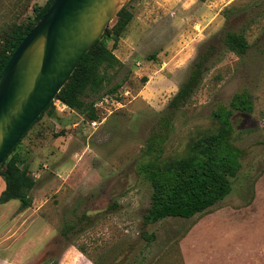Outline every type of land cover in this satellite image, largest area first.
<instances>
[{
    "label": "rangeland",
    "instance_id": "1",
    "mask_svg": "<svg viewBox=\"0 0 264 264\" xmlns=\"http://www.w3.org/2000/svg\"><path fill=\"white\" fill-rule=\"evenodd\" d=\"M47 1L0 0V46ZM125 6L132 17L113 50L123 66L107 70L110 80L101 91L126 76L119 104L93 125L53 100L15 149L35 184L31 206L20 211L16 205L12 213L26 211L16 223L14 262L264 264V0H129ZM112 36L104 38L109 47ZM235 36L245 52L232 44ZM211 45V67L176 111L158 157L185 155L194 139L217 126L211 111L246 91L252 111L232 116L242 166L230 177V193L207 211L145 223L151 186L138 163L147 137L193 59ZM4 185L0 176V192ZM12 202L19 204L7 205Z\"/></svg>",
    "mask_w": 264,
    "mask_h": 264
},
{
    "label": "trees",
    "instance_id": "2",
    "mask_svg": "<svg viewBox=\"0 0 264 264\" xmlns=\"http://www.w3.org/2000/svg\"><path fill=\"white\" fill-rule=\"evenodd\" d=\"M52 2L53 0H48L46 4L36 6L33 19L15 25L5 35L0 46V73L25 34L30 31ZM131 17L132 12L127 10L126 6L118 11L115 19L107 25L101 37L82 56L67 82L56 94L55 100L84 115L90 123L99 121L102 117L101 111L95 107L96 100L108 94H115L118 97L119 88L127 78L123 77L105 92H101L106 82L110 80L107 70L123 66L113 50ZM111 34L113 41L109 47L104 38ZM232 44L240 48L242 52L247 49L241 37H233ZM214 54L215 47L211 45L196 55L185 79L169 99L147 137L144 158L138 163L139 171L151 186V205L144 215L145 223H154L167 217L191 218L207 211L230 193L232 190L230 177H236L242 166L241 159L244 152L235 144L232 134V116L235 110L243 113L252 111V100L246 91L234 93L227 105H219L211 111L217 126L194 139L185 155L169 161H160L158 157L173 127L176 111L191 101L205 73L211 67L210 58ZM95 96L97 97L94 98ZM52 104L53 102L42 113L49 110ZM20 140L0 165V176L5 181L4 188L0 192V203L17 199L18 210L22 211L31 206L32 199L29 193L35 182L29 172L28 164L25 163V158L15 151ZM82 217L83 214L79 217V221ZM73 227V223L66 224L62 234L67 236V232ZM145 236L149 238L154 234L146 233Z\"/></svg>",
    "mask_w": 264,
    "mask_h": 264
},
{
    "label": "water",
    "instance_id": "3",
    "mask_svg": "<svg viewBox=\"0 0 264 264\" xmlns=\"http://www.w3.org/2000/svg\"><path fill=\"white\" fill-rule=\"evenodd\" d=\"M129 0H53L0 73V165Z\"/></svg>",
    "mask_w": 264,
    "mask_h": 264
},
{
    "label": "crops",
    "instance_id": "4",
    "mask_svg": "<svg viewBox=\"0 0 264 264\" xmlns=\"http://www.w3.org/2000/svg\"><path fill=\"white\" fill-rule=\"evenodd\" d=\"M122 61L124 62V60ZM9 201L0 203V264H17L13 260L12 253L16 249L14 248V244L16 243V236L14 234L16 233V223L22 220L26 213V211H23L18 217L12 216L16 205L19 206V204L18 202H12L7 205ZM13 203L15 204L13 205Z\"/></svg>",
    "mask_w": 264,
    "mask_h": 264
},
{
    "label": "built area",
    "instance_id": "5",
    "mask_svg": "<svg viewBox=\"0 0 264 264\" xmlns=\"http://www.w3.org/2000/svg\"><path fill=\"white\" fill-rule=\"evenodd\" d=\"M127 91H123L121 94L126 95L128 94ZM61 104H63L61 101L57 100ZM119 104V99L116 97V95H104L103 97H100L95 102V107L98 108L101 113L108 112L110 109V106ZM64 105V104H63ZM65 106V105H64ZM97 121H92L91 124H95ZM99 122V121H98Z\"/></svg>",
    "mask_w": 264,
    "mask_h": 264
},
{
    "label": "bare ground",
    "instance_id": "6",
    "mask_svg": "<svg viewBox=\"0 0 264 264\" xmlns=\"http://www.w3.org/2000/svg\"><path fill=\"white\" fill-rule=\"evenodd\" d=\"M125 0H117V3L121 5Z\"/></svg>",
    "mask_w": 264,
    "mask_h": 264
}]
</instances>
